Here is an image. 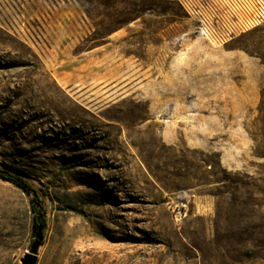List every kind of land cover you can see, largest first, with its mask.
I'll return each mask as SVG.
<instances>
[{
  "label": "rangeland",
  "instance_id": "374dc122",
  "mask_svg": "<svg viewBox=\"0 0 264 264\" xmlns=\"http://www.w3.org/2000/svg\"><path fill=\"white\" fill-rule=\"evenodd\" d=\"M0 170L42 202L37 264H264V25L216 46L174 0H0ZM30 206L0 181V264Z\"/></svg>",
  "mask_w": 264,
  "mask_h": 264
},
{
  "label": "built area",
  "instance_id": "2783aa9c",
  "mask_svg": "<svg viewBox=\"0 0 264 264\" xmlns=\"http://www.w3.org/2000/svg\"><path fill=\"white\" fill-rule=\"evenodd\" d=\"M174 1L193 22L196 34L211 45H224L264 25V0Z\"/></svg>",
  "mask_w": 264,
  "mask_h": 264
},
{
  "label": "trees",
  "instance_id": "16d2710c",
  "mask_svg": "<svg viewBox=\"0 0 264 264\" xmlns=\"http://www.w3.org/2000/svg\"><path fill=\"white\" fill-rule=\"evenodd\" d=\"M0 181L11 184L15 188L19 189L27 197H30L32 228L33 230H36L39 226H41L44 230L46 228V220L42 210V202L39 198V195L28 183V181L5 170H0Z\"/></svg>",
  "mask_w": 264,
  "mask_h": 264
},
{
  "label": "water",
  "instance_id": "95a60500",
  "mask_svg": "<svg viewBox=\"0 0 264 264\" xmlns=\"http://www.w3.org/2000/svg\"><path fill=\"white\" fill-rule=\"evenodd\" d=\"M43 242V227L39 226L35 231L34 241L29 250L20 259V264H37L38 251Z\"/></svg>",
  "mask_w": 264,
  "mask_h": 264
}]
</instances>
